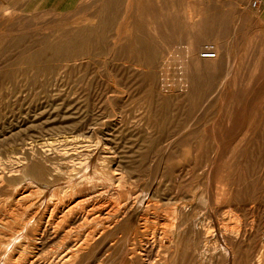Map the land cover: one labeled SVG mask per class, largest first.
Returning a JSON list of instances; mask_svg holds the SVG:
<instances>
[{"label":"rangeland","instance_id":"obj_1","mask_svg":"<svg viewBox=\"0 0 264 264\" xmlns=\"http://www.w3.org/2000/svg\"><path fill=\"white\" fill-rule=\"evenodd\" d=\"M261 1L0 0V264H264Z\"/></svg>","mask_w":264,"mask_h":264},{"label":"bare ground","instance_id":"obj_2","mask_svg":"<svg viewBox=\"0 0 264 264\" xmlns=\"http://www.w3.org/2000/svg\"><path fill=\"white\" fill-rule=\"evenodd\" d=\"M256 3V2H255ZM254 4V3H253ZM253 4H252V6H253ZM256 5H257V3H256ZM254 7V6H253ZM257 7V10H259L260 9V7L259 6H255V8ZM201 48V47H200ZM203 49H205V50H215L216 48L215 47H212V46H207V47H203ZM201 57H203V58H205L206 56H201ZM197 57H193V61H195L196 62V64L197 65H199V66H201L203 69H205V70H208V65H211V64H216V62H215V60L213 61V60H211V59H202V61H200V60H198V59H196ZM234 63H235V61H234ZM233 63V64H234ZM232 73H233V71H232V69L230 70H227V72H226V78H225V83H226V80L227 79H229L230 78V76L232 75ZM165 81H167L166 79H165ZM220 84V83H219ZM201 89V90H200ZM225 89V88H224ZM197 90L199 91V95L197 96V98L196 99H200V98H203V97H205L206 96V92H207V88H202L201 86H199L198 88H197ZM210 93V92H209ZM222 93H223V91H222ZM225 94V93H224ZM223 94V95H224ZM253 97V96H252ZM222 99V98H221ZM216 100V99H215ZM250 105V104H249ZM235 107H237V108H235ZM230 110H231V112H232V114H236V113H238V112H240L241 111V109H240V106L238 105V106H233V105H231L230 106V108H229ZM242 113V112H241ZM214 122V121H213ZM247 126V125H246ZM213 127V126H212ZM171 143V142H170ZM99 144V143H98ZM84 146V145H83ZM89 146V145H88ZM98 146V145H97ZM219 146V145H218ZM170 147V146H169ZM89 148V147H88ZM91 148V147H90ZM98 148V147H97ZM100 148V147H99ZM77 150H79V149H77ZM98 150V149H97ZM74 152V151H73ZM79 152H81V151H79ZM82 153V152H81ZM97 153V152H96ZM75 154H77V153H74V155ZM80 157V156H79ZM74 158V157H73ZM76 158V157H75ZM76 159H78V158H76ZM80 159V158H79ZM89 159V158H88ZM80 161V160H79ZM93 163V162H92ZM86 164H87V167H89L90 166V164H88L87 162H86ZM81 165H83V163H81ZM80 165V166H81ZM82 167V166H81ZM86 167V166H85ZM39 168H40V170L39 171H37V176L40 178V179H43L44 181H47L48 180V176L50 175V173H46L45 171H44V169H42L40 166H39ZM77 172V171H76ZM121 172V171H120ZM96 173V172H95ZM90 175H91V173H89ZM86 175H87V173H86ZM90 175H88V177L90 176ZM93 176V175H92ZM91 176V177H92ZM82 177V176H81ZM52 178V177H51ZM79 178V177H78ZM82 179H83V177H82ZM86 179V178H85ZM88 179V178H87ZM75 180V179H74ZM76 182V181H75ZM75 182H73L70 178H69V181H67V182H65L64 184H67V187H69V188H71V190H72V195H76V194H78V193H80V192H83V190L82 189H80L79 188V190H77L78 189V187H80V182H82V181H79V182H77V183H75ZM82 185V184H81ZM222 185V184H221ZM233 182L232 183H225V184H223L222 185V187H221V190L223 191V193L225 194V196L227 195H230L232 192H233ZM58 186V185H57ZM52 190V189H51ZM221 190H220V192H221ZM68 190H64L63 191V193H65V192H67ZM149 191V190H148ZM99 192V191H98ZM94 193V192H93ZM25 194V193H24ZM23 193L20 195V197H24L25 198V195H24ZM221 193H219V195H220ZM90 194L89 193H85L84 195H82V196H80V198L81 197H87V196H89ZM221 196V195H220ZM224 196V197H225ZM19 197V196H18ZM69 199H71V198H69ZM77 199L78 198H76V199H74V200H65V198L63 197L61 200H60V202L58 203V204H56V206H55V210H57V212L59 211V213L61 214L60 215V217H61V223L62 224H64V226H65V228H66V231H65V236L66 237H68V236H70V234H71V232H73V229H72V226L73 225H75V224H77L78 222H82V221H86L87 220V217L86 216H84L83 214H81V213H78L77 212V205L81 202V201H78L77 202ZM106 201V200H105ZM83 203V202H82ZM106 209V208H105ZM114 210V209H113ZM100 213V212H99ZM101 214H102V212H101ZM101 214H98V215H101ZM37 215V214H36ZM35 215V216H36ZM85 215H86V213H85ZM34 216V217H35ZM111 217H112V215H110ZM113 216H115V215H113ZM91 217V216H90ZM96 217H98L99 218V216H96ZM116 217V216H115ZM117 217H119V216H117ZM88 219H90V218H88ZM92 219V218H91ZM110 219V218H109ZM113 219V218H112ZM116 219H118V218H116ZM120 219V218H119ZM108 220V219H107ZM154 220V219H153ZM88 221V220H87ZM102 221V220H101ZM108 221H110V220H108ZM118 221V220H117ZM116 221V222H117ZM114 222V221H113ZM56 223V222H55ZM101 223V222H100ZM112 223V222H111ZM78 225V224H77ZM118 227V226H117ZM229 228V227H228ZM111 229V228H110ZM42 231V230H41ZM47 231V230H46ZM115 231V230H114ZM118 232H120V231H118ZM173 232V231H172ZM41 233V232H40ZM91 233V232H90ZM89 233V234H90ZM95 233H97L96 232V230H95ZM175 233V232H174ZM42 234V233H41ZM88 234V233H87ZM111 234V233H110ZM167 234V233H166ZM91 235V234H90ZM160 235V234H159ZM165 235V234H164ZM38 236V235H37ZM42 236V235H41ZM47 236V235H46ZM86 236V235H85ZM166 236V235H165ZM71 237V236H70ZM93 237V236H92ZM95 237V239H96V236H94ZM100 237V236H99ZM98 237V238H99ZM112 237V236H111ZM41 238V237H40ZM39 238V236L36 238V241L38 240L39 242L38 243H42L44 240L43 239H40ZM58 238V237H57ZM85 238H87V237H85ZM108 238H110V237H108ZM160 238V237H159ZM68 240H69V238H67ZM105 239V238H104ZM137 239V238H136ZM166 239H167V237H166ZM43 240V241H42ZM86 241V243H87V239H85ZM100 240V239H99ZM152 240V239H151ZM83 240H81L80 242H82ZM106 241V240H105ZM156 239H154L153 238V240H152V243L150 242V243H145L142 247L143 248H148V247H150L151 245H155L156 244ZM165 241V240H164ZM74 242V241H73ZM79 242V241H78ZM84 242V243H85ZM67 243H69V242H67ZM66 243V245H65V248H64V250L63 251H61V252H59L56 256H55V258H54V262L56 263V264H75V262H74V260H75V256H76V254L77 253H79L80 252V250H81V246L79 247L78 246V244H80V243H78L77 244V242H74V244L72 243H70V244H67ZM86 243L84 244L85 246H86ZM83 245V244H82ZM83 245V246H84ZM140 245V244H139ZM102 246V245H101ZM100 246V247H101ZM94 247V246H93ZM92 247V249H94ZM133 247V246H132ZM124 248V247H123ZM146 249L145 250H141L140 251V253H143L144 251H145V253H146ZM97 250V249H96ZM179 250H177L176 252H174V253H171V254H167L166 256H164L163 257V262L164 263H166L167 262V264H178L177 262H175L177 259H178V254H179V252H178ZM124 253V252H123ZM122 253V254H123ZM99 254V253H98ZM97 255V254H96ZM132 255V254H131ZM120 256V255H119ZM20 257V256H19ZM183 257V256H182ZM100 258V257H99ZM135 258V257H134ZM133 258V259H134ZM52 259V258H51ZM184 259V258H183ZM146 260H148V262L146 263H144V264H151V262L149 261V258H147ZM145 260V261H146ZM37 253L36 254H34V255H32L31 257H20V258H17V259H15V264H37ZM49 261H51V260H49ZM53 262V264H55ZM113 263V262H112Z\"/></svg>","mask_w":264,"mask_h":264},{"label":"crops","instance_id":"obj_3","mask_svg":"<svg viewBox=\"0 0 264 264\" xmlns=\"http://www.w3.org/2000/svg\"><path fill=\"white\" fill-rule=\"evenodd\" d=\"M32 3L36 4L37 5V8H40L42 6H45V5H48V4H51V5H56V6H60V5H64L66 4L67 6L70 5L71 3H74V2H78V0H31ZM260 8L263 7V1L260 0ZM35 5H33L34 7Z\"/></svg>","mask_w":264,"mask_h":264}]
</instances>
